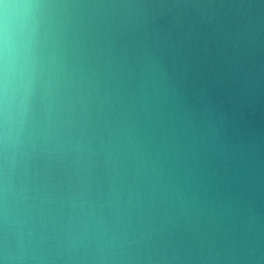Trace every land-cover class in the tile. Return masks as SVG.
I'll return each instance as SVG.
<instances>
[{"label":"clouds","instance_id":"clouds-1","mask_svg":"<svg viewBox=\"0 0 264 264\" xmlns=\"http://www.w3.org/2000/svg\"><path fill=\"white\" fill-rule=\"evenodd\" d=\"M0 264H264V0H0Z\"/></svg>","mask_w":264,"mask_h":264}]
</instances>
